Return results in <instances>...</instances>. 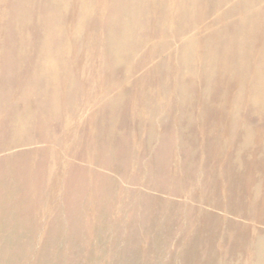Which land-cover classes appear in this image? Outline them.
I'll list each match as a JSON object with an SVG mask.
<instances>
[{
    "label": "rangeland",
    "instance_id": "374dc122",
    "mask_svg": "<svg viewBox=\"0 0 264 264\" xmlns=\"http://www.w3.org/2000/svg\"><path fill=\"white\" fill-rule=\"evenodd\" d=\"M48 1L0 0V264H264L254 0Z\"/></svg>",
    "mask_w": 264,
    "mask_h": 264
},
{
    "label": "bare ground",
    "instance_id": "6f19581e",
    "mask_svg": "<svg viewBox=\"0 0 264 264\" xmlns=\"http://www.w3.org/2000/svg\"><path fill=\"white\" fill-rule=\"evenodd\" d=\"M52 1V3L51 2H49L48 1V3L50 4H52V6H50L51 8H52V18L54 19V22H56L57 21V19H58V16H59V14H58V10L57 9H59L60 8V6H59V0H51ZM222 2L224 1L225 2V0H221ZM147 3H153V2H157V0H148V1H146ZM254 3H255V6H257L256 7V9L254 10V11H252L251 10V12H250V18H251V20L248 22V24H247V26H245L244 25V29H246V30H248L249 32H251V33H259L261 30H262V26H264V6L261 4L262 3V0H254ZM61 7H63V6H61ZM263 8V9H262ZM53 10H54V12H55V14L56 15H54V13H53ZM233 12V10L231 9V8H229V9H227L226 11H224V16H228V17H230L231 15V13ZM258 14V15H257ZM259 18V22L262 24V25H257L254 21H253V18ZM55 35V32H54V34H53V36ZM187 35H189V34H187ZM186 35V39H187V41H189V43H191L192 41H191V39H193L192 37L191 38H188L189 36H187ZM160 54V53H159ZM46 62L48 63V64H50V66L53 68V69H55L56 68V66H55V64H54V62L52 63V62H50L49 60H46ZM224 63L225 62H222L221 63V65L224 67ZM223 110V109H222ZM198 123V122H197Z\"/></svg>",
    "mask_w": 264,
    "mask_h": 264
}]
</instances>
